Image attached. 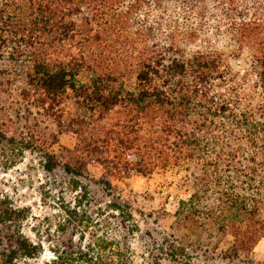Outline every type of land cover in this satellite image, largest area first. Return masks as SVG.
Here are the masks:
<instances>
[{"label":"trees","instance_id":"16d2710c","mask_svg":"<svg viewBox=\"0 0 264 264\" xmlns=\"http://www.w3.org/2000/svg\"><path fill=\"white\" fill-rule=\"evenodd\" d=\"M1 100L13 104L0 114L6 151H38L46 171L82 188L99 165L112 198L89 243L53 264H132L138 232L155 263L262 264L264 0H0ZM17 103L22 118L55 125L51 140L6 126ZM64 133L74 145L51 151ZM172 166L193 192L157 240L111 179ZM26 212L0 203L3 263L40 250L21 232Z\"/></svg>","mask_w":264,"mask_h":264},{"label":"rangeland","instance_id":"374dc122","mask_svg":"<svg viewBox=\"0 0 264 264\" xmlns=\"http://www.w3.org/2000/svg\"><path fill=\"white\" fill-rule=\"evenodd\" d=\"M20 105L15 104L20 114L16 113L10 119L4 116L6 126L16 133H34L51 140L55 125L40 115L22 118L25 114ZM11 106L10 101L1 100L0 114H5ZM75 141V135L64 133L49 148L58 152L63 146L72 147ZM101 175V166H89L88 176L80 179L81 185L87 189L82 188L72 183L73 179L62 170L46 171L38 151L27 150L20 154L6 151L0 143V203L27 210L25 218L20 221L21 232L40 245V250L32 257L17 254L12 263H3L0 253V264H53L56 251L65 248L77 250L78 245H87L89 230H96L98 221L106 219L103 214L112 200L103 189ZM111 182L121 201L131 205L141 229L151 232L157 240L161 238V232H169L179 201L187 199L193 192L182 166L159 169L148 176L132 174L120 179L112 178ZM1 226L3 233L7 234V229ZM83 229L86 230L84 240L81 239ZM231 242L232 237L228 236L221 247H227ZM71 244L72 249L69 247ZM130 244L133 249L132 264H174L168 259L154 262V254L158 251L153 253L149 237L144 233L133 235ZM2 248L10 250L7 239ZM254 251L256 259L264 264V237Z\"/></svg>","mask_w":264,"mask_h":264}]
</instances>
